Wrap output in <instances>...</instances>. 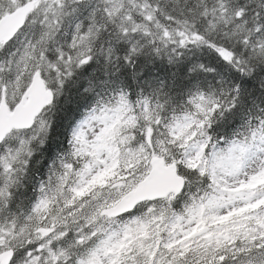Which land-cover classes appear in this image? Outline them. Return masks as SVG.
Wrapping results in <instances>:
<instances>
[{"label":"snow or ice","instance_id":"1","mask_svg":"<svg viewBox=\"0 0 264 264\" xmlns=\"http://www.w3.org/2000/svg\"><path fill=\"white\" fill-rule=\"evenodd\" d=\"M0 264H264V0H0Z\"/></svg>","mask_w":264,"mask_h":264}]
</instances>
